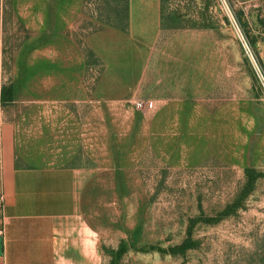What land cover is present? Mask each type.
<instances>
[{"label": "rangeland", "instance_id": "rangeland-1", "mask_svg": "<svg viewBox=\"0 0 264 264\" xmlns=\"http://www.w3.org/2000/svg\"><path fill=\"white\" fill-rule=\"evenodd\" d=\"M48 100L103 168L82 264H264V0H0V108Z\"/></svg>", "mask_w": 264, "mask_h": 264}, {"label": "crops", "instance_id": "crops-1", "mask_svg": "<svg viewBox=\"0 0 264 264\" xmlns=\"http://www.w3.org/2000/svg\"><path fill=\"white\" fill-rule=\"evenodd\" d=\"M60 102L38 114L0 108V264L87 262L85 214L103 168L80 154L88 147L82 109Z\"/></svg>", "mask_w": 264, "mask_h": 264}, {"label": "built area", "instance_id": "built-area-1", "mask_svg": "<svg viewBox=\"0 0 264 264\" xmlns=\"http://www.w3.org/2000/svg\"><path fill=\"white\" fill-rule=\"evenodd\" d=\"M231 21L233 22L235 28L237 29L239 37L244 42V37L242 36V34L240 32L238 23L236 22V20L234 18L231 19ZM245 49H246L247 53H249V55H250L249 48L246 46V44H245ZM136 105H137L138 109H146L149 111L154 109V101L150 100V99L140 100L139 102L136 103ZM3 203H4V197L0 196V215H2V212H3ZM3 235H4V229L0 228V239L1 240L3 238Z\"/></svg>", "mask_w": 264, "mask_h": 264}]
</instances>
